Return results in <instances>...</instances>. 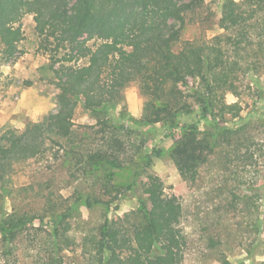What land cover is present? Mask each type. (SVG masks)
<instances>
[{
	"label": "trees",
	"instance_id": "obj_1",
	"mask_svg": "<svg viewBox=\"0 0 264 264\" xmlns=\"http://www.w3.org/2000/svg\"><path fill=\"white\" fill-rule=\"evenodd\" d=\"M219 2L217 16L208 0H0L1 60H16L22 22L33 16L38 47L49 58V82L58 92L57 110L46 119L22 131L0 128V264H19L22 248L33 264H70L74 257L73 264H183V208L149 172L162 151L149 150L142 133L158 124L179 130L170 155L191 182L217 151L238 158L249 142L248 125L222 123L243 110L227 96L239 97L249 77H264V0ZM211 23L220 33L184 39L190 27ZM132 85L145 99L140 118L123 106ZM76 102L95 125L74 123ZM191 114L212 120L214 131L202 137L198 124L181 125L180 118ZM125 135L139 141L130 146ZM41 158L76 180L71 195L18 187L25 165ZM124 170L130 174L118 182ZM88 187L114 193L115 201L137 191L143 196L137 210L106 219L78 239L73 223L79 206L89 204ZM35 192L42 199L37 210L24 197ZM254 196L241 199L242 210L254 214L251 246L264 228V185ZM115 201L105 203L108 210Z\"/></svg>",
	"mask_w": 264,
	"mask_h": 264
},
{
	"label": "rangeland",
	"instance_id": "obj_2",
	"mask_svg": "<svg viewBox=\"0 0 264 264\" xmlns=\"http://www.w3.org/2000/svg\"><path fill=\"white\" fill-rule=\"evenodd\" d=\"M208 3L218 16L219 0H208ZM22 31L23 38L16 60L5 62L0 55V128L12 126L20 131L28 123L42 121L50 112L56 111L58 93L49 82V58L38 47L33 16L24 18ZM218 33L220 29L212 23L206 25L205 29L192 26L185 33L184 39ZM261 90L263 93L264 77H249L239 97L227 96L229 103L239 102L243 110L238 118L228 119L222 125L231 128L248 125L245 137L250 140L238 158L233 153L229 155L217 151L210 157L209 163L201 168L196 182L181 177L170 155L174 142L179 138V130L171 131L168 125L158 124L153 128H145L142 133L149 150L162 151L161 156L154 159L149 172L162 178L166 193L175 197L183 208L181 228L187 239L183 264H223L225 260L230 264H264V228L258 237L260 242L251 246L256 238L252 226L254 214L247 215L248 212L242 210L241 201L242 198L248 201L252 199L255 190L260 191L264 185V97L259 96ZM144 103L145 99L136 85L126 89L123 106L130 115L140 118ZM74 123L90 126L95 125L96 121L81 103L76 102ZM184 123L198 124L202 137L207 131L213 132L216 126L212 120H204L194 114L181 117L180 124ZM124 140L130 146L132 141H139L135 136L130 140L126 135ZM128 149L133 153V148ZM129 174L130 170L122 171L117 175L118 182H124ZM75 181L59 163L41 158L25 165L16 183L18 187L34 184L36 188H51L61 191L67 197L77 186ZM88 191H91L87 194L89 204L82 203L79 206L80 215L73 223V233L78 239L85 232L95 231L106 219L114 220L137 210L142 195L139 191L126 193L115 201L112 200L115 198L114 193L107 194L100 187H88ZM24 197L32 201V209L41 207L42 199L36 192ZM254 197L257 200L256 206H260L259 197ZM108 201H115L109 210L105 206ZM19 259V264H33L23 248L19 251ZM73 261L75 257L70 260V264Z\"/></svg>",
	"mask_w": 264,
	"mask_h": 264
}]
</instances>
